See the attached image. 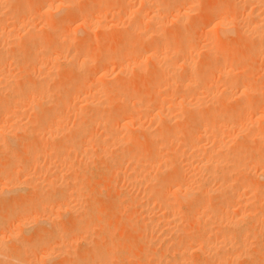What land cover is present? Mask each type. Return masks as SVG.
I'll use <instances>...</instances> for the list:
<instances>
[{
	"label": "bare ground",
	"instance_id": "1",
	"mask_svg": "<svg viewBox=\"0 0 264 264\" xmlns=\"http://www.w3.org/2000/svg\"><path fill=\"white\" fill-rule=\"evenodd\" d=\"M24 1H27V0H0V149L1 150L3 149L2 150L3 151L2 155L7 150L9 151L10 148H11V150H13L12 146H10V148L8 147L7 137L11 138L14 135L15 136L17 135L16 138H18L19 140H21V138H22V140H23V138H24V140H26L28 138H29V140H31V137H32L31 135H33V137L35 136L34 140H36V137H38L40 140H44V139H41V137H42V138L49 139L47 144H49V142L51 141L52 145L51 146L47 145L49 148L47 147L48 151L47 150H45V151L47 152V154L49 153L48 155L53 156L52 158H55V160L50 165L51 166H55V167H52V169L59 168V170H57V172H56L57 175L60 174L61 168H62V170L64 169L63 167H67V166L70 167L71 165H72V169H73V167H75L73 165V162L70 161L72 159V157H70L71 159L68 160V155H69L70 151H72L71 153H75L76 152L77 154H79L78 157L82 158L83 160L86 159L87 156H90V154L92 153V150L97 151V153L101 157H104L106 159L105 162L106 161L108 162L109 165H107V167H105L104 165L103 166L105 167V169H107V174L110 173V175L111 174L112 175L113 174L114 175L115 174H119V175L122 174L121 165L122 164L124 165V162L127 161V164H130L129 167H131L130 170H132V171H130L131 173L130 172L127 173V170H129V168L125 169L126 170V175H128V174L129 175L125 176L123 180H125L127 178V180L129 182H126L127 181L126 180L125 181L126 183H128L130 186H132L131 183H133L134 185H136V186L141 188V191H139V192H142V193L147 195V198H148L147 201H146L147 204H146V202H144L146 204V206L150 209V210L148 209L147 211H151L152 212L153 210L159 208V210L163 209L166 212L167 211L170 212V210H180V212H182L181 210L184 208L183 211L184 210L188 211L186 214H190L189 217L194 221L193 223H197L196 226L199 225V227L203 228V227H206V226L209 227V225H214L213 227H216L218 229H220V228L222 229L223 228V232L225 230L230 231L231 232V233L229 232L230 235L227 234L228 231L224 232L225 235L226 234L228 235V236L226 235L227 236L226 239L224 238L225 241L227 239H229L228 243H229V241H230V243L232 242L231 239L232 240L239 239L240 242H241V239H244V240L248 239V241H249V237L248 236L251 233L248 231V226L249 225L247 226L246 223L250 219V217H252V215H253V214H251V216H250L249 215L250 212L249 213L247 212L248 210L251 209V207H254V206H251V205H253V203L251 204V201H252L253 198H255V199L260 198V199H257V200H259L264 205V103L262 102L263 100L260 101L261 103L258 102V98L261 99L260 98L261 96L258 95L259 92H257L256 90H253L248 85V83L246 82L247 79L245 80V78H244L246 76H244L243 73L240 72V70L238 68L232 67V66H228L229 63L226 62L227 60H225V61L222 60V62H218V59L215 60V62L212 60L213 58H216L217 54H222L223 56H224V54H226L225 53L226 52V48H224L225 46H223L221 44L222 43V39L221 38H217V39L211 38V39H213V40H211L209 38L211 40L210 45L208 47L206 46L207 48H205V51H203V52H205V54L202 53V55H206V59H205V56H203L204 60L200 59V60H202L201 61L202 63L200 62L201 64L198 63L200 65H197L196 62L193 61V59H194L193 55H194L195 50L192 49L191 46H190L191 49L188 48L189 43H188V45H186V42H188V38H186V40H185L184 36H183L185 34H184V32L181 31V30H183V28H185L183 26V24L185 25V23H183V22H186V21H184V19H186L185 17L188 16V14H187L188 10H186L185 7H184L185 3L181 2L180 0H130L131 4L133 3V4H137L138 5L139 12L138 11H134V9H133V11L135 13L133 11L127 13L126 18H125V22H124L125 24H121V25L118 24V25L110 26V28L113 29V30H116V31L118 30L117 32H119V31L123 32V34L125 36L123 34H120L121 36H120L119 39H121V37L123 35L122 38L124 40H122V41H126V42H123L124 45L126 43L128 44V42L131 40V38L134 35H138L139 39H141V40L142 39L147 40L146 42H148V40H150V39H147V38H151L154 41V45L152 43L153 46L147 51L146 57H144L143 59L142 58L139 59L140 57L139 58L137 57V60L139 59L140 61L139 62L137 61L136 63L133 62L134 64L132 63V66L129 65L132 61L128 64V66L126 65L127 63L125 64V62L123 61L124 65H126L127 67L123 66L125 69L124 70L120 69L121 71H119L118 73H120L119 75H121L122 73H124V72L126 73V72H128L130 70L131 71L132 70L133 71H137L140 74H141L142 71L148 73V71H145V68H150L151 72L149 71V74H147L148 75L147 79L150 80L149 81L150 83L151 82L153 83V84H151L152 85L151 89H152L153 93L155 94V91H157V90H155V88L158 89V90L162 88V89L165 90L164 91V95L167 96L168 98H165V99H162V100L160 98V101H158L160 103V107L152 109L153 107H157L158 105L151 107L150 106V105H152L151 103L150 104H146V102H142L143 104L145 103V105H143V104L140 103L141 100L138 101L139 99L138 100L137 99L135 100V98L132 99V96H134V94L136 95V93L132 94L133 91H132V93H127L124 90V87H123L124 85H122L121 83H119V84L113 83L112 85H105L104 84L105 82L104 83L101 82V83H103V85L100 84L98 86L99 89L97 90V94L95 93V96H94V98H96V99H91L90 100V98L88 99L87 97H86L87 98L86 100L84 99L85 100L84 103H86L87 106H88L87 108L85 107L86 110H84L82 108L80 109L79 107H78L79 109L74 108V110H76V113L75 114L73 113V114L77 117V119H76L77 121L74 122L72 124V126L69 127V126L66 125V123L64 121V118H66V117L63 115L64 113L62 114V112H61L62 109L60 110V106L63 107V105H65L66 103L68 104V102H66V100H64V99L65 98H70V97H66V96L63 95V92H64V91H62V87L63 86H59L57 84L56 87H58V88H54L52 86L54 88V89H52L50 87V85H49V81L52 79V77L56 76L57 73H58V72L55 73V70L57 71V69H59V67H60L59 66L60 65L59 64L60 61L58 60V58H53L52 55H51L52 53H51V50H50V46L53 47V51L55 50V48L57 49V46H58V48H60L61 52L59 53V55H61V57H63V62H65L66 67H68V70L67 69L64 70V72L66 71L64 73L65 74L64 76H66V78L68 80H70L73 77H74L73 79H75V80L78 79L79 80L81 78V76L84 77L83 74L88 73L89 70L92 71V69H93V71H94V69L96 70V69H100L101 68V70H102V68H106L104 64L108 65V63H107L108 60H105V58H106L105 56L104 57L100 56L101 58L99 57L98 60H96V61L95 60L94 61H92V60H90V61L82 60L81 62H78V59L75 60L77 57L74 59L75 55L73 57L72 54L74 52H75V54H77L78 51L81 52V50L83 52V50L87 47L88 44L86 43L87 45H85V47H84V45L82 43L78 42L80 45L77 44L75 46V44H76L75 43V44H73L75 47L72 48L73 45H71V43H74V41L71 42V39L73 37L70 39V37L69 38L67 37L68 35L65 36L66 33L64 31H63L65 33L64 36L62 35L61 32H62V29H63L64 25L68 23L66 21L71 20V17H73L72 19H75L74 18V14H76L77 12L79 13V11H78V9L76 7V3H78L76 0H35V2H34V4H36L35 6L33 4H30V5H33L32 6V9L34 8L33 10H35L36 12L42 13L41 16L44 15L43 13H47L48 14L50 12L51 13L55 12V14L59 15V16L61 15V13L62 14L65 13L63 15L64 17L60 16L62 18H60L59 21H51V22L49 21L50 23L44 25L45 29H43V30L45 31V34H42V32H44L43 30L40 31V32H37L36 31L37 29L35 30L34 28L33 29L32 28H28V25L26 23L28 21L25 20V18H27V17H25L24 12L26 10H28V9H26V7H27L26 5H29V4H27V2H29V1L25 2L26 4L24 3ZM32 1L33 0H31V2ZM98 1H100V0H98ZM162 1H163V3H162ZM257 1L258 0H244L243 4L246 3L247 5H252V4H255V3H258V2L260 3V1H262V0H259L258 2ZM175 2L176 3L180 2V4H182V5L178 4V6L175 9V7H172V6L176 5ZM128 3H130V2H128ZM131 4H128L129 8H131L130 7V6H132ZM154 4H156V5L159 4L161 6L160 8H163V9L164 8L165 9L168 8L169 11L170 10L172 11V12L170 11V13H168L165 18L166 19H170V21H172L174 24H176L178 29H179V31H180L179 38L177 37L178 38V40L176 41L177 43L175 42V44H178L176 47H174L175 46V44L173 43L174 39H172L173 41L170 42V40H171L170 36H168L169 38L167 39V36L165 38L164 35L162 34L163 33V29L165 31L169 30V29L166 30L167 27H166V29L164 28V19L165 18L162 17V14L159 13V12H157V13H147L148 12L147 10L150 9L151 6L154 5ZM187 4H189V3H187ZM126 5L127 4H125L123 7L125 8ZM245 7H248V6H245V4H244V8L243 9H245ZM249 7L250 8L248 10H246L247 11L246 14L244 16H242V17H245L244 21L243 22H237V24H236L237 27L235 28V31L238 32V34H241V35H244V36H248V37H250L252 39H255L254 40L255 41V45H257V46L259 45L258 47L260 49L261 48L264 49V40H263L264 39V12H258L257 9L252 8V6H249ZM172 8H174L173 9L174 11L172 10ZM255 8H257V7H255ZM29 9L31 10V6H30ZM141 9H143V11H144V9H146L145 11H147V12L145 13ZM232 9H233V6H232ZM84 11L85 10L80 11V12H84ZM140 11H142L143 14ZM131 13L133 15L135 14L134 16H135L136 21H135V19H134V21L130 20V17L132 16ZM144 13H145V15H144ZM26 14H27V12H26ZM238 14H241V13H238ZM36 15H37V13H36ZM56 15H54V16H56ZM77 15H75V17ZM78 16H80V15H78ZM48 18H49V16H48ZM200 18L201 17H199V19ZM20 19L23 21V23H24V21H26L25 24L27 25L26 27L28 29L26 31L22 30L24 32V34L22 32L21 35L22 34L23 35L20 36L22 38V40L20 41V45H21L20 48H21L22 53H23L20 56L24 57L23 64L25 63L24 65H26L25 66L26 69H24V70L26 72L25 73L26 75L27 74L30 75V76H28V77H30L29 79H26V78L24 79L23 77L15 79L16 77H13L11 71L9 70L10 65H13L12 62H14V60H15L12 57L13 56L12 54H14L12 52L16 51V50H14V48H16V45H17V48H19V46H18L19 42L17 40H15V38H14L15 36H17V37L19 36V34H17L19 29L16 30L17 28L16 29L14 28L15 31H13L14 29L12 28L13 30H10V31L6 32V26L9 25V24H12V23H14V24L16 23V25H14V27H15V26L18 25V22L20 21ZM28 19H30V18L28 17ZM57 19H59V18H57ZM37 20H39V19H37ZM233 20H234V18H233ZM241 20H243V19H241ZM85 21H87V20H85ZM231 21H232V19H231ZM192 22H195V21H192ZM45 23H47V22L45 21ZM84 23H87V22H84ZM196 24H197V22H196ZM165 26H166V22H165ZM23 27L22 28L25 29V26H23ZM40 27H43V26H40ZM100 27H102V26H100ZM100 27H99V29H100ZM192 27L194 28L193 25H192ZM64 29H66V27H64ZM143 29H148V30H146V32L144 33ZM198 29H200V28H198ZM38 30H39V28H38ZM69 32H67V33H69ZM193 32H195V31H193ZM70 35L73 36L74 34L70 33ZM234 35H232V36H234ZM171 37H173V36H171ZM223 37L226 38V37H229V36L227 35V36H223ZM189 38H191L190 35H189ZM233 39H236V38H233ZM260 40L261 41L263 40V42L261 43ZM16 41H17V43H16ZM239 41H240V39H239ZM242 42L243 41L241 40V43ZM14 43L16 44L15 46L13 45ZM110 43H111V41H110ZM114 43L116 44V41ZM131 43H132V41H131ZM171 43L174 44V45H172ZM226 43H228V42H226ZM81 44L83 46H81ZM147 44H149V43H147ZM132 46H133V44H132ZM257 46H255V47H257ZM113 47H114V45H113ZM234 47H235V45H234ZM102 48H103V46H102ZM254 48L252 49V50H254L253 53L256 52L254 54L257 55L258 48H257V50L254 49ZM89 49H90V47H89ZM121 49H120V51H121ZM128 49H129V46H128ZM135 49H136V47H135ZM70 50H71V52H70ZM249 50H251V48ZM23 51L25 52L26 55H24ZM102 51H105V49H103ZM136 51H137V49H136ZM263 51L264 50H262L261 52H263ZM116 52H118V51H116ZM261 52H260V54H261ZM55 53H58V52H55ZM106 54H107V51H106ZM56 55H58V54H56ZM107 56H109V55H107ZM120 56L121 55H119L118 58ZM138 56H139V54H138ZM211 56H213L212 59H210ZM17 57H18V59L21 58V57L19 58V55H17ZM124 57H126V56H124ZM217 58H219V57H217ZM12 59H13V61H11ZM18 59L16 58V61ZM106 59H109V58H106ZM111 59H113V57ZM111 59H110V61H112ZM115 59H116V56H115ZM126 59L128 60V58H126ZM10 61H11V64H10ZM19 61H21V60H19ZM14 63H16V62H14ZM16 67H17V64H16ZM21 67H24V66H21ZM11 69H13V68H11ZM24 70H22V72ZM59 71H60V69H59ZM93 71H92V73H94ZM98 71L96 73H98ZM131 71H130V73H131ZM12 72H14V71H12ZM25 74H24V77H25ZM59 74H60V72H59ZM86 75L87 74H85V76ZM89 75H92V74H89ZM128 75L130 76V74H128ZM215 75L218 78L220 77L219 78L220 81H221L220 83L223 84V85H220V86H223V87H222L221 91L219 90L220 93L218 92V94L215 93L217 89H215V88L210 89L209 88V85L212 84L213 80L215 79ZM99 76L103 77L105 75L101 76V74L99 72ZM95 77H97V76H95ZM123 77H124V75H123ZM87 78H89V77H87ZM89 79H92V78H89ZM61 80H63V79L61 78ZM78 80L75 81V82H78ZM99 80H101V78ZM53 81H50V82H53ZM82 81H84V80H82V79L79 80L78 84H80V85L82 84L81 86L83 87V82ZM54 82L56 83L58 81H54ZM71 82L72 81L70 80L69 83L71 84ZM58 83H63V82H60V80H59ZM65 83H66V81H65ZM125 84H127V83H125ZM130 84H131V82H130ZM63 85H64V83H63ZM132 85H134V83ZM72 86L77 87V84H75L73 82ZM81 86H78V87H81ZM84 86H85V82H84ZM78 87L76 88V90L78 89ZM90 88H91V86H90ZM94 88L95 87H93V89ZM68 89L70 90V88H68ZM86 89H84V90H86ZM235 90H237V91L239 90V93H240V96H241V99H240L241 102L239 100H237V101L240 102L238 104V106L229 108V106L227 105L228 106L227 107L225 103L227 102L228 99H231L230 97L234 93L237 92V91L235 92ZM74 91H75V88H74ZM152 91H150V92L153 95ZM78 92H77V94H78ZM80 92H81V90H80ZM65 93H66L65 95H67V96H68V94H70V92L69 93L65 92ZM111 93L112 94L113 93H115V94L118 93V95H117L118 97L116 99V102H118V104H119V109L114 107L117 104L114 105L110 101L111 99L113 100L114 96L112 98L109 97L111 99L108 98L109 94H111ZM156 93L157 94H155L154 98H153L154 100L157 99L156 95L158 97H160L159 95H162L158 91ZM262 93H264V92H262ZM93 94H94V92H93ZM137 96H138V93H137ZM169 96L171 98H169ZM256 96L257 97L259 96V97L256 98ZM59 97H60V99H59ZM91 97H93L92 94H91ZM147 97H149V96H147ZM262 97H263V95H262ZM137 98H140V96L137 97ZM233 98H235V97H233ZM168 99H169V103L171 105L166 106V104H167L166 100L168 101ZM154 100L151 101V102L154 103V104L156 102V104H158V102L154 101ZM158 100H159V98H158ZM62 101L66 102V103L65 104L63 103V105H62ZM67 101H69V99ZM108 101H109V103L113 104L114 108L112 107V105H110V107H109L111 109L108 108V104H109ZM148 101H150V99H148ZM73 102L74 101H72V103ZM116 102L114 101V103H116ZM147 103H149V102H147ZM70 104H68V105L70 106ZM148 106L151 108V111L148 110L149 109ZM231 106H233V105H231ZM135 113L144 116L145 119H146V117H148V119L150 118L149 119L150 126H148V127H144L143 125L141 126L140 124L142 122L141 123L138 122L139 125L141 126V129H139L140 127L139 128L137 127L138 131H140V133L143 131L142 132L143 136L142 135L141 136L143 137V139H145L143 141H145V143L147 145L146 150L144 152L142 151L143 153L141 152V154H139L138 151H135L137 148L133 149V148L130 147L131 145L138 147L141 144L140 141H139L140 138L138 139L139 136L137 138H134L135 136L133 137V135L130 133V130H129V127L131 125H129L128 123H125V122L123 123V121H122L123 119H121L122 117H125L126 114H128V115L130 114L131 116H135ZM23 115L29 116L30 119L32 118V120H29V121H30V123L33 122L32 124H34V126H36V127L30 130L28 126L20 124L21 122H16L13 119L14 117L16 119V116H17V118L20 119V117H18V116H23ZM139 115H138V117H139ZM249 115H251L252 117L249 116ZM24 118H21V119H24ZM130 118H133V117H130ZM182 118L184 120V121L182 120L183 124H178V123L174 124L173 123L174 119H176V120L179 119V121H180V119H182ZM233 118L237 119L238 123H235V124H233L234 122L230 123L229 120H233ZM25 119H27V118H25ZM115 119H117V120H115ZM112 120H115V121L119 120L118 123H117V126H119V128L121 130V133H120L121 135H119V133L117 131H115L113 124H116V122L114 123ZM26 121H28V120H26ZM182 121H180V122L182 123ZM226 121H228V122L226 123ZM134 122H135V120H134ZM130 123H132V122H130ZM250 123L252 125L254 124V128L249 125ZM151 126H153L154 128H152ZM255 126H257V127H255ZM130 129H131V127H130ZM11 131H12V133H11ZM96 131H97V133H95ZM132 132H133V130H132ZM229 132H231L230 133L231 135H232L233 132L235 134L232 135L233 138L230 135L231 139L228 140V138L227 139L225 138L226 139L225 140L223 135L225 133H229ZM8 133H11L12 135L9 136L10 134L8 135ZM19 133L21 134V136H19ZM15 136H14V139H15ZM5 138H6V141H5ZM12 140H13V138H12ZM19 140L17 142L19 144H17V145H20V143L22 142V141L20 142ZM40 140H39V142H40ZM26 141H28V140H26ZM31 141H29L28 144H26L23 141L22 142L23 146H24V144H25L24 147H28L29 144L31 146ZM44 141H43V143H44ZM205 141H211L213 143V145L210 148L209 147L207 148L204 145V143H203ZM32 142H34V141H32ZM35 142L38 143L37 140ZM6 143H7V145H6ZM45 143H46V141H45ZM252 146L255 149L253 151H255V153L257 154V158L256 159H255L256 156H254L255 154L253 155V157H250L251 152H252V154L254 153L252 151V148H251ZM6 147L9 148V149L4 151L6 149ZM29 148L30 147H28V149ZM36 148H38L37 145L35 146V149ZM24 149H27V148H24ZM39 149L42 150L40 152H43L42 154L44 155L45 154L44 149H46V148L44 147V149H43L39 145ZM169 149L171 150L170 151L171 155L170 156L165 155L164 152L166 150H169ZM95 151H94V154H97ZM10 152L12 153L13 151H10ZM15 152H14V154L6 152L7 154H4V155H8V157H9V154H11L10 156H11V160H12V157L14 158ZM24 152H25V150H24ZM29 152L26 150L25 153L28 154ZM31 152H32V150H31ZM33 152H34V149H33ZM67 152H68V154H66ZM32 154L33 155L31 156L30 160H32L33 162L36 161L35 163H39L40 162V161L38 162L39 156L37 155L38 151H37V153L35 152V154L34 153H32ZM45 155H44V157H45ZM145 155H147V157ZM92 156H94V155L92 154ZM92 156L88 157V158L90 159V158H92ZM96 156H94V157H96ZM100 156H99V158H100ZM6 158H7V156H6ZM28 158H27V160H28ZM47 158H49V157H47ZM248 158H250V160L252 161V162L250 161V163H254L255 162V164H254L255 166L253 168L249 167L251 164L249 165ZM252 158H254V160H255L254 162H253ZM96 159H95V161H96ZM43 160H45V159H43ZM50 160H51V158H50ZM91 160L92 159H90V161ZM8 164H9V162H8ZM125 164H126V162H125ZM50 165H48V166H50ZM85 165H86V163H85ZM125 166L126 165H124V167ZM104 167H103V169H104ZM255 168H257V169L260 168L261 169V172L258 174V177L260 179L263 178L262 179L263 182L260 183V181H261L260 180V181H257V183L254 186L252 184H251L252 186L245 185L247 187L246 190L241 191L243 189L242 186H244L241 183L244 182L243 184H245L244 178H242V177H244L243 175H245V176H246V174L249 175L250 173H252L253 169H255ZM4 169H5V167H4ZM43 169H44V167H43ZM48 169H51V167L48 168ZM68 170H71V167ZM77 170H79V169H77ZM125 170L123 168V171H125ZM79 172H80V170H79ZM5 173H7V172L5 171ZM74 173H75V171H74ZM39 174H41V173H39ZM53 174H55V173H53ZM62 174H64V171H63ZM78 174L79 173L77 172V175ZM90 174H92V173H90ZM48 175H50V174H48ZM70 175H71V172H70ZM80 175H82V174H80ZM80 175H78V176H80ZM104 175H105V173H104ZM108 176H109V174H108ZM7 177H10V175L7 176ZM83 177H85V176H83ZM253 177H255V176H253ZM73 178H71V180H74ZM9 179H12V178H9ZM53 179H55V180L58 179L59 180V178H57V176H55ZM53 179H52V181H53ZM0 180H1V178H0ZM60 181H61V178L59 180V183H60ZM130 181H131V183H130ZM210 181H212L211 182L212 185H214L213 184V182H214L215 186L209 185V184H211ZM46 182H48V181H46ZM204 182H207V183L205 184ZM126 183H124V184H126ZM239 184H241V186ZM37 185H39V184L37 183ZM30 186L32 187L33 185H30ZM51 186H52V184H51ZM66 186H68V185H66ZM71 186H74V185H71ZM52 187L54 188L55 186H52ZM58 187H59V185H58ZM140 188L138 190H140ZM61 189L64 192V189L63 188H61ZM69 189H70V187H69ZM56 190L58 191V189H56ZM9 192H11V191H9ZM74 194H75V192H74ZM69 195H70V193H69ZM30 196H32V195H30ZM12 201L15 202V200H12ZM137 201L138 200H136V202ZM60 202H57V205H58V203L60 204ZM235 202H237V203H235ZM22 203H24V202H22ZM234 203L238 204V206L242 207V208L239 209V211H236L237 213L232 210L233 205L235 206ZM24 205L25 204H23V206ZM146 206H145V208H146ZM116 207H117V205H116ZM70 209H71V207H70ZM126 210H128V209H126ZM77 211H79V210H77ZM36 212H38V211H36ZM58 212H57V215H58ZM83 212H85V211H83ZM87 213H89V212H87ZM36 214H38V213H36ZM131 214H132V211H131ZM151 216H153V215H151ZM179 218H181V217H179ZM190 218H189V220H190ZM255 220H256V217H255ZM142 221H144V219ZM165 222H166V220H165ZM174 222H176V221H174ZM17 224H19V223H17ZM170 224L171 223H169V225ZM164 225H165V223H164ZM171 225L173 226V224H171ZM201 225H203V226H201ZM142 226H143V224H142ZM176 227H177V225H176ZM182 227H184V226L182 225L181 228ZM211 227L212 226H210L209 228L206 227L205 229L203 228V230L210 229ZM171 229H172V227H171ZM191 229L192 228H190V230ZM197 229L199 230L198 227H197ZM221 229H220V231H221V233H223ZM84 230H87V229H84ZM173 230H175V229H173ZM212 230H210V235H211V231ZM182 231H181V233H183ZM21 232H23V231H21ZM16 233H17V230H16ZM146 233H148V232H146ZM184 233H188V232L184 231ZM189 234H190V231H189ZM155 235H157V234H155ZM176 235H177V233H176ZM221 235H223V234H220V232H219L217 236H221ZM70 236L72 237V235H70ZM0 237H1V235H0ZM21 237H23V236H21ZM152 237H153V235H152ZM207 237L209 238V235ZM222 237H224V235ZM13 238H15V237H13ZM39 238H41V237H39ZM208 238L206 239L203 236L201 239H205V242H206V240H209L212 237H210L209 239ZM215 238H216V236H215ZM149 239H151V238H149ZM219 239L221 241L223 238L221 239V237H220ZM146 240H148V239H146ZM212 240L213 239H211V241ZM157 242H156V244H157ZM199 242L201 243L202 241H199ZM199 242H197V243H199ZM29 243H31V242L29 241ZM222 243H221V245H223L224 247L227 245V244L224 245L225 244L224 240H222ZM234 243H236V241H234ZM238 243H239V241H238ZM181 244H180V247H181ZM243 244H244V242H243ZM51 245L53 246V244H50V246ZM133 245H134V243H133ZM178 245H179V243H178ZM237 245H239V244H237ZM244 245H243V247H244ZM0 246L3 247L4 245L3 246L0 245ZM172 246H168V247H172ZM159 247H160V245H159ZM199 247H201V246H199ZM202 247H203V244H202ZM218 247H219V245H218ZM226 247H228V246H226ZM229 247H231V246H229ZM248 247H250V246L248 245ZM48 248H50V247H48ZM109 248L111 250V247H109ZM175 248L176 247H174V251H175ZM184 248H186V246ZM235 248H237V247H235ZM181 249H182V247H181ZM89 250H91V249H89ZM110 250H109V252H110ZM216 250H217V247H216ZM222 250H223V252H222V255H223V253L226 250L225 249H222ZM24 251H26V250H24ZM29 251H31V250H29ZM163 251H165V250H163ZM111 252H112V250H111ZM179 252H180V250H179ZM184 252H186V251H184ZM217 252H219V251H217ZM228 252H230V251H228ZM202 253H203V251H202ZM4 254H5L4 251L0 248V258L2 257L4 259V256H5ZM100 254H101V252H100ZM226 254H229V253H226ZM34 255L35 254L30 255V257L34 256ZM232 255H231V257H232ZM111 256H112V254H111ZM183 256L184 255H182V257ZM223 256H225V255H223ZM184 257H183V259H184ZM245 257H247V256H245ZM219 258L222 259V257H219ZM89 259H90V257H89ZM115 259H116V257H115ZM261 259H262V257H261ZM68 260H70V259H68ZM94 260H96V258ZM164 260H165V258H164ZM235 260H234V262H235ZM90 261H92V259ZM75 262H76V260H75ZM172 262H174V261H172ZM182 262H183V260H182ZM239 262H241V261H239ZM199 263L201 264V262H199ZM0 264H12V263H10L7 260L0 259ZM175 264H177V263H175Z\"/></svg>",
	"mask_w": 264,
	"mask_h": 264
},
{
	"label": "rangeland",
	"instance_id": "2",
	"mask_svg": "<svg viewBox=\"0 0 264 264\" xmlns=\"http://www.w3.org/2000/svg\"><path fill=\"white\" fill-rule=\"evenodd\" d=\"M29 1V2H27ZM27 1H24L27 2V4H33L34 6L36 4H34L35 0H33L31 2V0H27ZM78 3H76V7L79 11V13L77 12L76 14H74V18L75 19H72L73 17H71V20L69 21H66L68 22L67 24L64 25V27H66V29H62V35L64 36L65 33L68 38L70 37L71 39V42L74 41V43H71V45L75 44V46L77 44H79L78 42L82 43L85 47V45H87V47L83 50L78 51L77 54H75V52L72 54L74 59L77 60L78 59V62H81L82 60H92V61H96L98 60V58L100 56L102 57H106V58H109V59H106L105 60H108L107 63L108 65L104 64L106 68H101L100 69H92V71L94 73H92L91 70L88 71V73H85L87 74L84 77L81 76V78L79 80H84L82 81L83 82V87L78 84V82H75L77 80L71 78L70 80L72 81L71 84L69 83L70 80H68L66 78V76H64L65 72L64 70H68V67H66L65 65V62H63V57H61V55H59V53L61 52L60 48H58L57 46V49L55 48V50L53 51V47L50 46V50H51V55L53 58H58V60L60 61L59 62V69H57V71L55 70V73H57L56 76L52 77V79L50 81H58L60 80V82H63V83H58V82H50L49 81V85L52 89L54 88H58L56 87V85L58 84L59 86H63L62 87V91L63 92V95L66 96V97H70V98H65L64 100H66V102H68V104H70V106L66 103V102H63L62 101V105L63 103L66 105H63L60 106V110L62 112V114L66 117L64 118V121L66 123L67 126H72V124L74 122H76L77 120V117L74 115L76 113V110H74V108L76 109H84L86 110V108L88 107L86 103H84V101L88 98L91 99H96L94 98L95 96V93L97 94V90L99 89V85H103V83L105 85H112L113 83L115 84H119L121 83L122 85H124V90L127 92V93H136V95L134 94V96H132V99L135 98V100L139 99L138 101H140L141 104H143L142 102H146V104H152L150 105L151 107L152 106H157V107H153L152 109L154 108H158L160 107V103L158 101H160V98L161 100L162 99H165V98H168L167 96L164 95V89H156L158 92H160V94L162 95H159L160 97H157V99H153L154 98V95L157 94L155 91V94L153 93L152 91V85L153 84L152 82L150 83L147 78H148V75L149 74V71L151 72L150 68H145V71H148V73L142 71L141 74L137 71H128V72H124L122 73L121 75H119L120 73H118L119 71L121 70H124L125 68L124 67H127L128 64L132 66V63L133 62H139L140 60L139 59H143L144 57H146V53L147 51L154 45V41L153 39L151 38H147V39H150L148 40V42H146L147 40H144V39H139L138 35H134L131 40L128 42V44L126 43L124 45L123 42H126V41H122L124 40L122 37H123V32L119 31L117 32L116 30H113L110 28V26H114V25H121V24H125V18H126V15L128 12H131L133 11H138L139 12V7L137 4H131V1L130 0H76ZM109 1V2H108ZM124 1V2H123ZM130 3H128V2ZM181 2L185 3L184 4V7L186 10H188L187 14H188V18L185 17L186 19H184V21L186 22H183L185 23V25L183 24V26L185 28H183V30H181L182 32H184L185 35L184 36V39L186 40V38H188V42H186V45H188L189 43V46L188 48H191L195 50L194 52V55H193V61L196 62L197 65H200L202 62V60H204V57L205 56V59H206V55H202L205 54V48H207L209 45H210V42L211 38H221L222 39V45L225 46L224 48H226V54H224V56L222 54H217L216 55V58H213V56L210 57V59H212L214 62L215 60L218 59V62H222L227 60L226 62L229 63L228 66H232V67H236L240 70V72L243 73L245 80L246 82L248 83V85L253 89V90H256L258 93V95H260L261 99H259L257 96L256 98H258V102L262 101L264 103V51L261 52L262 50L264 49H260L257 45H255V39H252L248 36H244V35H241V34H238V32H233L232 34H229L228 36L229 37H226L224 38L223 36L220 35V27L217 26L215 27L212 31H209L208 29L206 28H203L201 27V22L203 21V18L204 16L206 15L207 13V10L206 8H203V7H200L201 5H206V4H209V3H216L218 2V0H180ZM232 1V2H231ZM237 1V2H236ZM243 1L244 0H227V3H229L231 6H230V9L228 10L227 12V16L229 17L228 19H232V21H236L235 23L237 24V22H243L245 17H242L246 14V10H248L250 7L249 6H252V8L254 9H257L258 12H264V0L260 1V3H255V4H252V5H247L246 3L245 6H248V7H245L244 8V4H243ZM99 2V3H98ZM127 2V3H126ZM101 3V4H100ZM163 3V1H162ZM176 3V2H175ZM189 3V4H187ZM26 4V3H25ZM79 4V5H78ZM97 4V5H96ZM125 4L126 5V9L123 7ZM128 4H131L132 6H130L131 8H129ZM179 5H182L180 4V2H177L176 5L172 6V7H176ZM261 4V5H260ZM29 5H26V9L28 10H24V15L25 17V20L28 21H23L20 19V21L18 22V25L14 27V25H16V23H12V24H9L6 26V32L7 31H10V30H13L14 28L16 30L19 29L18 33L19 36H15V40H17L19 43H18V46L19 48L21 47L20 45V41L22 40V38L20 36H22L24 34V30H28L27 29V25H28V28H34L37 32H40L42 31L43 29H45L44 25L50 23L51 21H59L60 16H63L65 13H61V15H56L55 12H50V13H43L44 15L41 16L42 13L40 12H36L35 10L32 9V6L33 5H30L31 6V10L29 9L30 6ZM85 7H83V6ZM103 5V6H102ZM173 5V4H172ZM191 5V6H190ZM106 6V7H105ZM232 6H233V9H232ZM99 9H98V8ZM161 6L159 4H154L151 6L150 9H148L147 11H145L146 9H141L143 12H147V13H161L162 14V17H166L168 13H170L169 9H163V8H160ZM257 7V8H255ZM82 9V10H81ZM129 11H128V10ZM162 9V10H161ZM174 8H172L173 10ZM263 9V10H262ZM85 10L84 12H80V11H83ZM98 10V11H97ZM192 10V11H191ZM242 10V11H241ZM123 11V12H122ZM133 11V12H134ZM140 11V12H142ZM151 11V12H150ZM174 11V10H173ZM233 11V12H232ZM236 11V12H235ZM27 12V14H26ZM34 12V13H33ZM37 15H36V13ZM86 12V13H85ZM142 12V14H143ZM172 12V11H171ZM235 12V13H234ZM40 13V14H39ZM124 13V14H123ZM135 13V12H134ZM137 13V12H136ZM144 13V15H145ZM238 13H241V14H238ZM243 13V14H242ZM80 16H78V15ZM84 14V15H83ZM86 14V15H85ZM88 14V15H87ZM130 14V13H129ZM34 15V16H33ZM56 15V16H54ZM75 15H77L75 17ZM82 15V16H81ZM131 17H130V20L131 21H134L135 19V14L133 15L131 13ZM241 15V16H240ZM49 16V18H48ZM59 16V17H58ZM84 16V17H83ZM134 16V17H133ZM234 16V17H233ZM238 16V17H237ZM28 17L30 19H28ZM43 17V18H42ZM54 17V18H53ZM64 17V16H63ZM86 17V18H85ZM199 17H201L199 19ZM232 17V18H231ZM236 17V18H235ZM242 17V18H241ZM42 18V19H41ZM56 18V19H55ZM59 18V19H57ZM234 18V20H233ZM39 19V20H37ZM48 19V20H47ZM78 19V20H77ZM198 19V20H197ZM243 19V20H241ZM37 20V21H36ZM87 20V21H85ZM168 20V21H167ZM197 20V21H196ZM45 21L47 23H45ZM50 21V22H49ZM71 21V22H70ZM96 21V22H95ZM136 21V19H135ZM192 21H195V22H192ZM25 22L27 23V25L25 24ZM70 22V23H69ZM80 22V23H79ZM84 22H87V23H84ZM98 22V23H97ZM165 22H166V26H165ZM191 24H190V23ZM197 22V24H196ZM199 22V23H198ZM43 23V24H42ZM32 24V25H31ZM35 25V26H34ZM93 25V26H92ZM191 25V26H190ZM192 25L194 26V28L192 27ZM198 25V26H197ZM13 26V27H12ZM25 26V29H23ZM40 26H43V27H40ZM87 26V27H86ZM102 26V27H100ZM23 27V28H22ZM70 27V28H69ZM100 27V29H99ZM167 27V29H166ZM172 27V28H171ZM237 27V25H236ZM235 27V28H236ZM13 28V29H12ZM39 28V30H38ZM42 28V29H41ZM69 28V29H68ZM102 28V29H101ZM164 28L168 31H165L163 29V35L164 37L166 38L167 36V39L169 38L168 36H170L171 40L170 42L173 41V43L175 44V42L178 40L179 38V35H180V31L177 27L176 24H174L172 21H170V19H164ZM200 28V29H198ZM15 29L13 31H15ZM171 29V30H170ZM193 29V30H192ZM23 30V31H22ZM146 30L148 29H143V32L145 33ZM197 30V31H196ZM44 31V30H43ZM65 33H64V32ZM70 31V32H69ZM76 31V32H75ZM101 31V32H100ZM195 31V32H193ZM23 32V34L21 35V33ZM69 32V33H67ZM71 34H74L73 36L70 35ZM42 34H45V31L42 32ZM83 34V35H82ZM120 34H123L121 39L120 38ZM183 34V33H182ZM188 34V35H187ZM196 34V35H195ZM104 35V36H103ZM175 35V36H174ZM189 35L191 36V38H189ZM194 37H193V36ZM234 35V36H232ZM237 35V36H236ZM77 36V37H76ZM90 36V37H89ZM103 36V37H102ZM125 36V35H124ZM173 36V37H171ZM213 36V37H212ZM20 37V38H19ZM176 37V38H175ZM178 37V38H177ZM236 38V39H233V38ZM76 40H75V39ZM83 38V39H82ZM87 40H86V39ZM89 38V39H88ZM104 38V39H103ZM194 38V39H193ZM211 40H210V39ZM109 39V40H108ZM176 39V40H175ZM183 39V40H184ZM230 39V40H229ZM233 39V40H232ZM240 39V41H239ZM89 40V41H88ZM113 40V41H112ZM184 40V41H185ZM225 40V41H224ZM241 40L243 41L241 43ZM264 40V39H263ZM263 40L261 41V43L263 42ZM16 41V43H17ZM86 41V42H85ZM96 41V42H95ZM111 41V43H110ZM116 41V44L114 43ZM122 43H121V42ZM132 41V43H131ZM208 43H207V42ZM254 41V42H253ZM259 41V42H260ZM146 42V43H145ZM195 42V43H194ZM225 42V43H224ZM228 42V43H226ZM245 42V43H244ZM258 42V41H257ZM45 43V42H44ZM87 43V44H86ZM93 43V44H92ZM110 43V44H109ZM149 43V44H147ZM151 43V44H150ZM153 43V45H152ZM177 43V42H176ZM185 43V42H184ZM192 45H191V44ZM199 43V44H198ZM81 44V46H83ZM90 44V45H89ZM102 44V45H101ZM133 44V46H132ZM172 44V43H171ZM172 44V45H174ZM231 46H230V45ZM257 44V43H256ZM14 46L16 45L15 43L13 44ZM46 45V44H45ZM80 45V44H79ZM78 45V46H79ZM101 45V46H100ZM114 45V47H113ZM118 45V46H117ZM127 45V46H126ZM178 44H175L174 47H176ZM235 45V47H234ZM12 46V45H11ZM73 45L72 48L75 47ZM77 46V47H78ZM80 46V47H81ZM103 46V48H102ZM122 46V47H121ZM128 46H129V49H128ZM137 49H135V47ZM195 46V47H194ZM205 46V47H204ZM207 46V47H206ZM248 46V47H247ZM257 46V47H255ZM13 47V46H12ZM90 47V49H89ZM108 49H107V48ZM110 47V48H109ZM202 47V48H201ZM255 47V48H254ZM11 48V47H10ZM17 48V45H16V48H14V50H16L15 52H12L14 54H12L13 56V59L14 62H12L13 65H10L9 67V70L11 71L13 77H16L15 79H18V78H21L23 77L24 79H29L30 75H26L25 73V70L26 69V65L23 64V59L24 57H21L20 55L23 54L22 53V50L21 48L19 49ZM122 48V49H121ZM139 48V49H138ZM190 48V49H191ZM228 48V49H227ZM230 48V49H229ZM238 48V49H237ZM247 48V49H246ZM251 48V50L254 48L257 50V55H255L253 51L254 50H249ZM103 49H105V51H102ZM121 49V51H120ZM204 49V50H203ZM246 49V50H245ZM109 50V51H108ZM118 52H116V51ZM230 50V51H229ZM233 50V51H232ZM248 50V51H247ZM260 50V51H259ZM94 53H92V52ZM98 51V52H97ZM106 51H107V54H106ZM141 53H139V52ZM24 52V51H23ZM55 52H58V53H55ZM71 52V50H70ZM138 52V53H137ZM261 52V54H260ZM99 53V54H98ZM103 53V54H102ZM116 53V54H115ZM121 53V54H120ZM197 53V54H196ZM263 53V54H262ZM58 54V55H56ZM89 54V55H88ZM114 54V55H113ZM121 55L119 58L118 56ZM139 54V56H138ZM196 54V55H195ZM260 54V55H259ZM17 55H19V58L17 57ZM24 55L25 52H24ZM23 55V56H24ZM109 55V56H107ZM136 55V56H135ZM255 55V56H254ZM263 55V56H262ZM55 56V57H54ZM60 56V57H59ZM115 56H116V59H115ZM126 56V57H124ZM128 56V57H127ZM197 56V57H196ZM201 56V57H200ZM253 56V57H252ZM259 56V57H258ZM113 57V59H111ZM137 57L139 58L137 60ZM196 57V58H195ZM219 57V58H217ZM221 57V58H220ZM16 58L18 59L16 61ZM93 58V59H92ZM96 58V59H95ZM101 58V57H100ZM123 58V59H122ZM125 58V59H124ZM128 58V60L126 59ZM225 58V59H224ZM13 59L11 61H13ZM110 59L112 61H110ZM118 59V60H117ZM120 59V60H119ZM202 59V60H200ZM255 59V60H254ZM21 60V61H19ZM117 60V61H116ZM11 61H10V64H11ZM125 64L127 65H124V62ZM128 61V62H127ZM22 62V63H21ZM63 62V63H62ZM120 62V63H119ZM123 62V63H122ZM201 62V63H200ZM106 63V62H105ZM110 63V64H109ZM200 63V64H198ZM16 64H17V67H16ZM19 64V65H18ZM23 64V65H22ZM134 64V63H133ZM21 66H24V67H21ZM122 66V67H121ZM124 66V67H123ZM19 67V68H18ZM13 68V69H11ZM62 69V70H61ZM105 69V70H104ZM117 69V70H116ZM121 69V70H120ZM147 69V70H146ZM149 69V70H148ZM22 70H24L22 72ZM99 70V71H98ZM101 70V71H100ZM14 71V72H12ZM19 71V72H18ZM98 71V73H96ZM18 72V73H17ZM60 72V74H59ZM99 72L102 75H105L103 77H100L99 76ZM103 74H102V73ZM110 72V73H109ZM74 73V72H73ZM144 73V74H143ZM146 73V74H145ZM24 74H25V77H24ZM81 74V75H82ZM89 74H92V75H89ZM130 74V76L128 75ZM143 74V75H142ZM21 75V76H20ZM23 75V76H22ZM79 75V74H78ZM124 75V77H123ZM147 75V76H146ZM92 76V77H91ZM97 76V77H95ZM119 76V77H118ZM128 76V77H127ZM145 76V77H144ZM89 77V78H92V79H89V78H86ZM122 77V78H121ZM127 77V78H126ZM61 78L63 80H61ZM79 78V77H78ZM85 78V79H84ZM101 78V80H99ZM125 78V79H124ZM134 80H133V79ZM218 77L215 75V79L213 80L212 84L209 85V88L210 89H217L215 93L218 94V92L220 93V91L222 90V87L223 86H220V85H223L222 83H220V77L217 79ZM69 81H67V80ZM150 79V78H149ZM66 83H65V81ZM91 80V81H90ZM98 80V81H97ZM94 81V82H93ZM134 81V82H133ZM68 82V83H67ZM73 82L75 84H77V87L78 86H81V87H78V89L76 90L77 87L75 86H72ZM84 82H85V86H84ZM98 82V83H97ZM103 82V83H101ZM131 82V84H130ZM134 85H132L133 83ZM96 83V84H95ZM127 83V84H125ZM66 84V85H65ZM68 84V85H67ZM92 84V85H91ZM94 84V85H93ZM54 88H53V87ZM91 86V88H90ZM134 86V87H133ZM144 88H143V87ZM149 86V87H148ZM65 87V88H64ZM67 87V88H66ZM75 88V91H74V88ZM85 87V88H84ZM93 87H95L93 89ZM98 87V88H97ZM70 88V90L68 89ZM73 88V89H72ZM87 88V89H86ZM67 89V90H66ZM86 89V90H84ZM92 89V90H91ZM133 89V90H132ZM214 89V90H215ZM81 90V92H80ZM94 90V91H93ZM220 90V91H219ZM74 91V92H73ZM79 91V92H78ZM147 91V92H146ZM153 93V95L151 94V92ZM237 90H235L236 92ZM65 92H70V94L65 95L66 93ZM72 92V93H71ZM78 92V94H77ZM94 92V94H93ZM146 92V93H145ZM150 92V93H149ZM80 93V94H79ZM137 93H138V96H137ZM239 93V90L234 93L230 98L231 99H228L227 102L225 103L226 106L228 105L229 108L230 107H237L238 104L241 102L240 99H241V96H240V93ZM91 94L93 97H91ZM112 94V93H111ZM109 94L108 98L109 97H113V100L111 98L110 101L111 103H113L114 107H116L117 109H119V104L118 102H116V99H117V95L118 93H113L112 95ZM152 96H151V95ZM263 97H262V95ZM111 95V96H110ZM239 95V96H238ZM116 96V97H115ZM140 98H137L139 97ZM149 96V97H147ZM162 96V97H161ZM82 97V98H81ZM87 97V98H86ZM146 97V98H145ZM152 97V98H151ZM235 97V98H233ZM73 98V99H72ZM159 98V100H158ZM169 98H171L169 96ZM60 99V97H59ZM69 99V101H67ZM85 99V100H84ZM108 99V100H109ZM144 101H143V100ZM148 99H150V101H148ZM157 101L158 104H155L152 103L151 101ZM191 100V99H190ZM235 100V101H234ZM239 100V101H237ZM256 100V99H255ZM72 101H74L72 103ZM114 101L116 103H114ZM257 101V100H256ZM78 102V103H77ZM149 102V103H147ZM167 104L166 106H169L171 105L169 103V99L168 101L166 100ZM109 103V101H108ZM109 103L108 104V108L110 107V105H112L113 107V104ZM230 103V104H229ZM261 103V102H260ZM262 103V104H263ZM61 104V103H60ZM82 104V105H81ZM154 104V105H153ZM145 105V103L143 104ZM233 105V106H231ZM118 106V107H117ZM147 106V105H146ZM227 106V107H228ZM67 107V108H66ZM79 107V108H78ZM86 107V108H85ZM113 107V108H114ZM112 108V109H113ZM148 110L151 111V108L148 106ZM67 109V110H66ZM111 109V108H109ZM115 111V110H114ZM74 113V114H73ZM68 115V116H67ZM139 114H136L135 113V116H131L130 114H126L125 117H122L121 119H123V123H128L129 125H131V129L129 127V130H130V133L133 135L134 138H137L138 136V139L140 141V145L138 147L136 146H133L131 145L130 147L133 148V149H136L135 151H138L139 154H141V152L145 151L146 150V143L145 139H143V131L140 133V131H138V128L141 129V126L143 125L144 127H148L150 126V122H149V119L148 117H145L142 116V115H139ZM137 116V117H136ZM251 116V115H249ZM20 117L17 118L16 116V119L15 117L13 118L16 122H21L20 124H23V125H26L29 127V129H33L35 128L36 126H34V124L30 123L29 120H32V118L30 119L29 116H18ZM27 119H25V118ZM68 117V118H67ZM130 117H133V118H130ZM144 117V118H143ZM252 117V116H251ZM250 117V118H251ZM21 118H24V119H21ZM29 118V119H28ZM135 118V119H134ZM139 118V119H138ZM120 119V118H119ZM126 119V120H125ZM130 121H129V120ZM133 119V120H132ZM185 119V118H184ZM28 120V121H26ZM117 120V119H115ZM115 120H112L114 123L116 122V124H113L114 125V129L115 131H117L119 133V135H121V130L119 128V126H117V123L118 121H115ZM132 120V121H131ZM135 120V122H134ZM182 119H180V121H182ZM179 121V119H174L173 123L174 124H183V121L182 123ZM232 121V122H231ZM112 122V123H113ZM132 122V123H130ZM141 123L139 125V123ZM228 121H226L227 123ZM230 123H238L237 122V119H234L233 120H229ZM26 123V124H25ZM122 123V122H121ZM136 124V125H135ZM138 124V125H137ZM232 124V125H233ZM251 127L254 128V124L252 125L251 123L249 124ZM31 127V128H30ZM138 127V128H137ZM152 128H154L153 126H151ZM257 127V126H255ZM133 130V132H132ZM136 130V131H135ZM135 132V133H134ZM139 132V133H138ZM12 133V131H11ZM11 133H8L9 136H11L12 134ZM97 133V131L95 132ZM231 132L229 133H225L224 136V139L228 138L231 139L230 137V134ZM18 134V133H17ZM68 134V133H67ZM235 133L233 132L232 135H234ZM7 135V134H6ZM7 135V136H8ZM14 135V134H13ZM142 135V136H141ZM231 135V136H232ZM15 136V135H14ZM14 136L13 137H7V143H8V147L10 148V146H12L13 150H10L8 151L6 147V149L4 151H6L7 153H11L10 151H13L11 154H14L15 152V155H14V158L12 157V160H11V154H9V157L8 155H4V154H7L6 152L3 153L2 155V150L0 151V245H4L3 247L0 246V248L4 251V259L1 257L0 259L2 260H7L9 261L10 263L12 262H17V261H32V260H38L40 261V264H44V261L47 260V261H50L51 264H101V262H109L110 261V264H200L199 262H201V264H264V205L263 203H261L259 200L257 199H260V198H253L252 201H251V204L253 203V205L251 206H254V207H251L250 210H248L247 212L249 213V215L252 217H250V219L247 221L246 225L248 226V231L251 233L249 234V241L248 239L247 240H244V239H241V242L239 239H234L232 240L231 239V243L229 241L228 243V240L226 239V237L228 235H230V231L228 230H225V231H228V235L226 236L223 232V228L221 229L223 233H221L220 229L216 228V227H213L214 225H209L212 226L210 229H206V230H203V228L205 229L206 227L209 228L208 226L206 227H199V225L196 226L197 223H193L194 221L189 217L190 214H186L188 211L184 210L183 209L181 210L182 212H180V210H170L169 211H164L163 209H160L157 208L155 210H153L152 212L151 211H147L149 208L146 206L147 204V195L142 193V192H139L141 191V188L134 185L133 183H130L132 184V186H130L128 183L126 182H129L127 180V178L125 180L124 177L125 176H128L126 175V170L125 169H128L127 170V173H129L131 169L130 164H127V161L126 164L124 162V165H126L124 167V165L122 164L121 165V170H122V174H107V169H105V167H107L108 162L106 161L105 162V158L104 157H101L97 151L95 150H92V153L90 154V156H87L86 159H82V158H79L78 155L76 152L75 153H71L72 151L69 152V155H68V160H70L72 157V159L70 160L71 162H73V165L75 167H73L72 169V165L70 166L71 167V170H68L70 167L67 166V167H63L64 169L62 170L61 168V172L59 175L56 174L57 170H59V168L57 169H52V167H55V166H51L50 164L55 160V158H52L53 156H50L47 154V152L45 150L48 151L47 147L50 145H52L51 141L48 143V140L49 139H46V138H42L41 139H46V143L44 140H40L38 137H36V140L38 141L35 142L36 140H34V137L33 135H31V140L34 141L32 142L31 140L26 139L22 140H19L17 137V135L15 136V139H14ZM19 136H21V134L19 133ZM18 136V137H19ZM6 137V136H5ZM13 138V140H12ZM233 138V136H232ZM9 139V140H8ZM17 139V140H16ZM40 142H39V140ZM225 139V140H226ZM18 140L21 142H25L26 144H28L29 141H31V146L30 144L28 145V147H30L28 149V147H24L23 146V143L20 145H17L19 143ZM5 141H6V138H5ZM44 141V143H43ZM42 142V143H41ZM6 143V145H7ZM36 143V144H35ZM204 145L208 148H210L213 143L211 141H205L203 142ZM42 144V145H41ZM38 146V148L35 149V146ZM39 145L40 147H42L44 149V147L46 149H44L45 151V157H49V158H45L44 155L42 154L43 152H40L42 151L41 149H39ZM48 145V146H47ZM22 149H21V148ZM32 147V148H31ZM24 148H27V149H24ZM49 148V147H48ZM252 151L255 150L254 147L252 146ZM33 149H34V152H33ZM26 150L30 153L26 154L25 152ZM32 150V152H31ZM38 151V156H39V160L38 162L39 163H35L33 162L31 159V156L33 155L32 153L35 154V152L37 153ZM94 151L97 153V154H94ZM171 150H166L164 152L165 155H168L170 156L171 155ZM18 152V153H17ZM142 152V153H143ZM254 153L252 154L251 152V155L250 157H255V159L257 158V154L255 153V151H253ZM22 153V154H21ZM17 154V155H16ZM68 154V152L66 153ZM76 154V155H75ZM92 154L94 156H99L97 157H94L92 156ZM42 155V156H41ZM144 155V154H143ZM164 155V156H165ZM7 156V158H6ZM29 158H28V157ZM90 159H92L90 161V159L88 157H91ZM147 157V155H145ZM6 159H5V158ZM94 157V158H93ZM25 158V159H24ZM28 158V160H27ZM51 158V160H50ZM77 158V159H76ZM97 158V159H96ZM102 158V159H101ZM15 159V160H14ZM17 159V160H16ZM45 159V160H43ZM81 159V160H80ZM89 159V160H88ZM96 159V161H95ZM253 159V162L255 161L254 158ZM5 160V161H4ZM47 160V161H46ZM98 160V161H97ZM249 160V167L250 168H253L255 165V162L254 163H250V158H248ZM247 160V161H248ZM34 163H32V162ZM9 162V164H8ZM47 162V163H46ZM78 162V163H77ZM83 162V163H82ZM252 162V161H251ZM2 163V164H1ZM75 163V164H74ZM86 163V165H85ZM105 163V164H104ZM131 163V162H130ZM30 166H29V165ZM37 164V165H36ZM47 164V165H46ZM79 164V165H78ZM8 165V166H7ZM50 165V166H48ZM105 167H104V166ZM41 166V167H40ZM48 166V167H47ZM80 166V167H79ZM88 166V167H87ZM5 167V169H4ZM44 167V169H43ZM51 169H48L50 168ZM104 167V169H103ZM76 168V169H75ZM94 170H93V169ZM123 168L125 171H123ZM7 169V170H6ZM79 169V170H77ZM11 170V171H10ZM53 170V171H52ZM97 170V171H96ZM5 171L7 173H5ZM22 171V172H21ZM64 171V174H62ZM75 171V173H74ZM255 171V172H254ZM13 172V173H12ZM41 174H39V173ZM70 172H71V175H70ZM77 172L79 173L78 176L77 175ZM261 172V169L260 168H255L253 169L252 173H250L249 175L246 174L243 175L244 177V181H245V184L241 183L243 187V190H246V186H254L257 181H260V183L263 182V178H259L258 177V174ZM5 173V174H4ZM9 173V174H8ZM15 173V174H14ZM19 173V174H18ZM55 173V174H53ZM92 173V174H90ZM103 173V174H102ZM105 173V175H104ZM121 173V172H120ZM131 173V172H130ZM7 174V175H6ZM50 174V175H48ZM52 174V175H51ZM75 176H74V175ZM90 174V175H89ZM257 174V175H256ZM10 177H7L9 176ZM39 175V176H38ZM62 175V176H61ZM95 175V176H94ZM124 175V176H123ZM4 176V177H3ZM55 176H57V178H61V181L59 183V180L58 179H53ZM77 176V177H76ZM85 176V177H83ZM101 176V177H100ZM115 176V177H114ZM119 176V177H118ZM122 176V177H121ZM255 176V177H253ZM6 177V178H5ZM74 177V178H73ZM87 177V178H86ZM90 177V178H89ZM246 177V178H245ZM258 177V178H257ZM3 178V179H2ZM9 178H12V179H9ZM50 178V179H49ZM71 178H73L74 180H71ZM82 178V179H81ZM32 179V180H31ZM53 179V181H52ZM10 180V181H9ZM30 180V181H29ZM55 180V181H54ZM123 180V181H122ZM127 180V181H126ZM243 180V179H242ZM48 181V182H46ZM73 181V182H72ZM126 181V182H125ZM9 182V183H8ZM89 182V183H88ZM192 182V181H191ZM190 182V183H191ZM212 181H210L211 183ZM247 182V183H246ZM37 183L39 185H37ZM73 183V184H72ZM126 183V184H124ZM189 183V184H190ZM193 183V182H192ZM191 183V184H192ZM205 184L207 182H204ZM250 183V184H249ZM259 183V182H258ZM55 186L54 188L51 186ZM70 184V185H69ZM83 184V185H82ZM87 184V185H86ZM129 186H128V185ZM214 185L209 184V185H212V186H215V183L213 182ZM241 184H239L241 186ZM252 184V185H251ZM19 185V186H18ZM28 185V186H27ZM30 185H33L32 187ZM43 185V186H42ZM59 185V187H58ZM62 185V186H61ZM68 185V186H66ZM71 185H74V186H71ZM127 186V187H126ZM134 186V187H133ZM53 189H52V188ZM58 187V188H57ZM75 189H74V188ZM123 187V188H122ZM131 187V188H130ZM138 187V188H137ZM241 187V188H242ZM245 187V188H244ZM9 188V189H8ZM43 188V189H42ZM63 188L64 189V192L63 190L61 189ZM74 190H73V189ZM140 188V190H138ZM240 188V189H241ZM18 189V190H17ZM58 189V191L56 190ZM69 191H68V190ZM89 189V190H88ZM14 190V191H13ZM62 190V191H61ZM72 190V191H71ZM11 191V192H9ZM75 194H74V192ZM63 192V193H62ZM100 192V193H99ZM4 193V194H3ZM9 193V194H8ZM19 193V194H18ZM62 193V194H61ZM70 193V195H69ZM93 193V194H92ZM6 194V195H5ZM73 196H72V195ZM87 194V195H86ZM115 194V195H114ZM32 195V196H30ZM34 195V196H33ZM63 195V196H62ZM118 195V196H117ZM136 196V197H135ZM35 197V198H34ZM69 197V198H68ZM91 197V198H90ZM25 198V199H24ZM35 200H34V199ZM63 200H62V199ZM67 198V199H66ZM138 198V199H137ZM66 199V200H65ZM69 199V200H68ZM102 199V200H101ZM12 200H15L12 201ZM18 200V201H17ZM29 200V201H28ZM57 200V201H56ZM134 200V201H133ZM136 200H138L136 202ZM61 201V202H60ZM69 201V202H68ZM141 201V202H140ZM260 203H259V202ZM24 202V203H22ZM29 202V203H28ZM36 202V203H35ZM57 202H60V204L58 203L57 205ZM146 202V204L144 203ZM256 202V203H255ZM31 203V204H30ZM33 203V204H32ZM71 203V204H70ZM74 203V204H73ZM95 205H94V204ZM237 203V202H235ZM234 203V204H235ZM23 204H25L23 206ZM54 204V205H53ZM56 204V205H55ZM64 204V205H63ZM66 204V205H65ZM15 205V206H14ZM60 205V206H59ZM71 205V206H70ZM117 205V207H116ZM146 208H145V206ZM261 205V206H260ZM26 206V207H25ZM65 206V207H64ZM140 206V207H139ZM143 206V207H142ZM37 207V208H36ZM71 207V209H70ZM75 207V208H74ZM141 208V209H140ZM144 208V209H143ZM242 208L241 206H238V204H235V206L233 205V208L232 210L234 212L236 211H239V209ZM22 209V210H21ZM36 209V210H35ZM57 209V210H56ZM66 209V210H65ZM128 209V210H126ZM19 210V211H18ZM56 210V211H55ZM69 210V211H68ZM79 210V211H77ZM81 210V211H80ZM126 210V211H125ZM138 210V211H137ZM150 210V209H149ZM38 211V212H36ZM59 211V212H58ZM85 211V212H83ZM91 211V212H90ZM131 211H132V214H131ZM135 211V212H134ZM145 211V212H144ZM162 211V212H161ZM180 213H179V212ZM252 211V212H251ZM31 212V213H30ZM40 212V213H39ZM57 212H58V215H57ZM77 212V213H76ZM89 212V213H87ZM120 212V213H119ZM177 212V213H176ZM38 213V214H36ZM127 213V214H126ZM147 213V214H146ZM179 213V214H178ZM182 213V214H181ZM185 213V214H184ZM237 213V212H236ZM23 214V215H22ZM99 216H98V215ZM126 214V215H125ZM145 214V215H144ZM10 215V216H9ZM76 215V216H75ZM133 215V216H132ZM153 215V216H151ZM166 217H165V216ZM177 215V216H176ZM184 215V216H183ZM146 216V217H145ZM162 216V217H161ZM164 216V217H163ZM169 216V217H168ZM183 216V217H182ZM74 217V218H73ZM86 217V218H85ZM95 217V218H94ZM176 217V218H175ZM181 217V218H179ZM192 217V216H191ZM255 217H256V220H255ZM31 218V219H30ZM40 220H39V219ZM81 218V219H80ZM94 218V219H93ZM169 218V219H168ZM187 218V219H186ZM190 218V220H189ZM193 218V217H192ZM253 218V219H252ZM258 218V219H257ZM26 219V220H25ZM59 219V220H58ZM80 219V220H79ZM100 219V220H99ZM132 219V220H131ZM144 219V221H142ZM185 219V220H184ZM194 219V218H193ZM11 220V221H10ZM97 220V221H96ZM148 220V221H147ZM163 220V221H162ZM166 220V222H165ZM169 220V221H168ZM172 220V221H171ZM260 220V221H259ZM64 221V222H63ZM90 221V222H89ZM152 221V222H151ZM161 221V222H160ZM176 221V222H174ZM11 222V223H10ZM21 222V223H20ZM72 222V223H71ZM144 222V223H143ZM159 222V223H158ZM163 222V223H162ZM255 222V223H254ZM13 223V224H12ZM19 223V224H17ZM74 223V224H73ZM97 223V224H96ZM165 223V225H164ZM169 223L173 224V226ZM193 223V224H192ZM252 223V224H251ZM89 224V225H88ZM92 224V225H91ZM141 224V225H140ZM143 224V226H142ZM147 224V225H146ZM169 226H168V225ZM177 227H176V225ZM179 224V225H178ZM254 224V225H253ZM183 225L184 227L181 228V226ZM186 225V226H185ZM251 225V226H250ZM145 226V227H144ZM191 226V227H190ZM203 226V225H201ZM216 226V225H215ZM15 227V228H14ZM17 227V228H16ZM87 227V228H86ZM172 227V229H171ZM180 227V228H179ZM186 227V228H185ZM196 227V228H195ZM197 227L199 228V230L197 229ZM3 228V229H2ZM189 230H188V229ZM190 228H192L190 230ZM250 228V229H249ZM84 229H87V230H84ZM109 229V230H108ZM149 229V230H148ZM175 229V230H173ZM187 231H186V230ZM213 229V230H212ZM218 229V230H217ZM16 230H17V233H16ZM33 230V231H32ZM43 230V231H42ZM66 230V231H65ZM68 230V231H67ZM76 230V231H75ZM153 230V231H152ZM157 232H156V231ZM171 232H170V231ZM183 230V231H182ZM198 230V231H197ZM209 230V231H208ZM210 230L211 231V235H210ZM23 231V232H21ZM86 231V232H85ZM135 231V232H134ZM144 231V232H143ZM166 231V232H165ZM173 231V232H172ZM177 231V232H176ZM181 231L183 233H181ZM185 232H188V233H184ZM189 231H190V234H189ZM82 232V233H81ZM95 232V233H94ZM107 232V233H106ZM148 232V233H146ZM156 232V233H155ZM160 232V233H159ZM192 232V233H191ZM201 232V233H200ZM214 232V233H213ZM217 232V233H216ZM220 232V234H223L224 237H222L223 235L221 236H217L218 233ZM230 232V233H229ZM4 233V234H3ZM7 233V234H6ZM13 233V234H12ZM142 233V234H141ZM177 233V235H176ZM181 233V234H180ZM213 233V234H212ZM3 234V235H2ZM41 234V235H40ZM153 237H152V235ZM157 234V235H155ZM189 234V235H188ZM192 234V235H191ZM201 234V235H200ZM72 235V237L70 236ZM75 235V236H74ZM89 235V236H88ZM107 235V236H106ZM145 235V236H144ZM179 235V236H178ZM183 235V236H182ZM196 235V236H195ZM209 235V238L212 237V238H208L207 236ZM214 235V236H213ZM23 236V237H21ZM43 236H47L48 237V240L50 242H48L45 246L41 247V250L39 252V255H36L35 252H34V249L35 247L37 246V241L41 240V238H43ZM95 236V237H94ZM98 236V237H97ZM126 236V237H125ZM148 236V237H147ZM165 236V237H164ZM191 236V237H190ZM204 236V238H208L209 240H206L205 242V239H201L202 237ZM216 236V238H215ZM4 237V238H3ZM15 237V238H13ZM35 237V238H34ZM41 237V238H39ZM70 237V238H69ZM125 237V238H124ZM133 237V238H132ZM145 239H144V238ZM160 237V238H159ZM195 237V238H194ZM200 237V238H199ZM214 237V238H213ZM221 237L222 240H224V245L228 246V247H224L223 245H221L222 243V240L220 241L219 238ZM230 237V236H229ZM252 237V238H251ZM25 238V239H24ZM151 238V239H149ZM186 238V239H185ZM199 238V239H198ZM225 238V239H224ZM3 239V240H2ZM28 239V240H27ZM30 239V240H29ZM52 239V240H51ZM84 241H83V240ZM115 239V240H114ZM133 239V240H132ZM136 239V240H135ZM139 239V240H138ZM142 239V240H141ZM148 239V240H146ZM173 239V240H172ZM198 239V240H197ZM201 239V240H200ZM211 239H213L211 241ZM15 240V241H14ZM22 240V241H21ZM24 240V241H23ZM100 240V241H99ZM111 240V241H110ZM186 240V241H185ZM197 240V241H196ZM252 240V241H251ZM254 240V241H253ZM263 240V241H262ZM29 241L31 243H29ZM99 241V242H98ZM139 241V242H138ZM158 241V242H157ZM166 241V242H165ZM180 241V242H179ZM189 241V242H188ZM199 241H202L201 243ZM234 241H236V243H234ZM239 241V243H238ZM244 244H243V242ZM251 241V242H250ZM90 242V243H89ZM105 242V243H104ZM157 242V244H156ZM177 242V243H176ZM183 242V243H182ZM199 242V243H197ZM205 242V243H204ZM210 242V243H209ZM212 242V243H211ZM219 245L216 244V243ZM220 242V243H219ZM22 243V244H21ZM104 243V244H103ZM134 243V245H133ZM179 243V245H178ZM182 243V244H181ZM197 243V244H196ZM208 243V244H207ZM26 244V245H25ZM50 244H53V246ZM99 244V245H98ZM107 244V245H106ZM156 244V245H155ZM177 244V245H176ZM180 244H181V247H180ZM196 244V245H195ZM199 244V245H198ZM202 244H203V247H202ZM205 244V245H204ZM223 244V243H222ZM232 244V245H231ZM234 244V245H233ZM239 244V245H237ZM241 244V245H240ZM244 247H243V245ZM247 244V245H246ZM120 245V246H119ZM160 245V247H159ZM162 245V246H161ZM173 245V246H172ZM176 245V246H175ZM183 245V246H182ZM248 245L250 247H248ZM15 246V247H14ZM23 246V247H22ZM89 246V247H88ZM165 246V247H164ZM168 246H172V247H168ZM186 246V248H184ZM201 246V247H199ZM207 246V247H206ZM214 246V247H213ZM223 246V247H222ZM231 246V247H229ZM237 248H235V247ZM246 246V247H245ZM9 247V248H8ZM50 247V248H48ZM103 247V248H102ZM111 247V250L110 248ZM125 247V248H124ZM155 247V248H154ZM174 247L175 248V251H174ZM189 247V248H188ZM205 247V248H204ZM213 247V248H212ZM216 247H217V250H216ZM116 248V249H115ZM118 248V249H117ZM180 248V249H179ZM220 250H219V249ZM225 249L226 251L223 253V256L222 255V252L223 250L222 249ZM233 248V249H232ZM239 248V249H238ZM248 248V249H247ZM256 248V249H255ZM259 248V249H258ZM75 249V250H74ZM91 249V250H89ZM98 249V250H97ZM101 249V250H100ZM107 249V250H106ZM130 249V250H129ZM185 249V250H184ZM204 249V250H203ZM210 251H209V250ZM213 251H212V250ZM244 249V250H243ZM258 249V250H257ZM26 250V251H24ZM28 250V251H27ZM31 250V251H29ZM70 250V251H69ZM85 250V251H84ZM110 250V252H109ZM114 250V251H113ZM117 250V251H116ZM161 250V251H160ZM165 250V251H163ZM170 250V251H169ZM180 250V252H179ZM200 250V251H199ZM215 250V251H214ZM237 250V251H236ZM20 251V252H19ZM63 251V252H62ZM103 251V252H102ZM105 251V252H104ZM182 251V252H181ZM186 251V252H184ZM194 251V252H193ZM198 251V252H197ZM203 251V253H202ZM219 251V252H217ZM221 251V252H220ZM230 251V252H228ZM258 251V252H257ZM260 251V252H259ZM17 252V253H16ZM25 252V253H24ZM58 252V253H57ZM101 252V254H100ZM145 252V253H144ZM206 252V253H205ZM213 254H212V253ZM232 252V253H231ZM239 252V253H238ZM248 252V253H247ZM27 253V254H26ZM75 253V254H74ZM105 253V254H104ZM109 255H108V254ZM165 253V254H164ZM211 253V254H210ZM226 253H229V254H226ZM35 254L34 256H31L30 255H33ZM71 254V255H70ZM112 254V256H111ZM152 254V255H151ZM173 254V255H172ZM208 254V255H207ZM216 254V255H215ZM219 254V255H218ZM233 254V255H232ZM246 254V255H245ZM252 254V255H251ZM261 256H260V255ZM25 255V256H24ZM66 255V256H65ZM73 255V256H72ZM88 255V256H87ZM108 255V256H107ZM181 255V256H180ZM182 255H184V259L182 257ZM228 255V256H227ZM230 255V256H229ZM232 255V257H231ZM242 255V256H241ZM244 255V256H243ZM38 258H37V257ZM41 256V257H40ZM84 256V257H83ZM123 256V257H122ZM147 256V257H146ZM194 256V257H193ZM199 256V257H198ZM216 256V257H215ZM222 257L219 258V257ZM227 256V257H226ZM247 256V257H245ZM257 256V257H256ZM6 257V258H5ZM12 257V258H11ZM16 257V258H15ZM26 257V258H25ZM28 257V258H27ZM90 257V259H89ZM116 257V259H115ZM118 257V258H117ZM158 257V258H157ZM161 257V258H160ZM182 257V258H181ZM187 257V258H186ZM206 257V258H205ZM211 259H209V258ZM238 257V258H237ZM241 257V258H240ZM262 257V259H261ZM96 258V260H94ZM100 258V259H99ZM106 258V259H105ZM127 258V259H126ZM155 258V259H154ZM165 258V260H164ZM219 258V259H218ZM231 258V259H230ZM253 258V259H252ZM20 259V260H19ZM70 259V260H68ZM92 259V261H90ZM160 259V260H159ZM180 259V260H179ZM236 259V260H235ZM76 260V262H75ZM86 260V261H85ZM131 260V261H130ZM151 260V261H150ZM167 260V261H166ZM169 260V261H168ZM183 260V262H182ZM209 260V261H208ZM235 260V262H234ZM257 260V261H256ZM65 261V262H64ZM130 261V262H129ZM171 261V262H170ZM174 261V262H172ZM179 261V262H178ZM198 261V262H197ZM222 261V262H221ZM225 261V262H224ZM241 261V262H239ZM158 262V263H157ZM165 262V263H164ZM170 262V263H169ZM210 262V263H209ZM229 262V263H228ZM234 262V263H233Z\"/></svg>",
	"mask_w": 264,
	"mask_h": 264
},
{
	"label": "snow or ice",
	"instance_id": "3",
	"mask_svg": "<svg viewBox=\"0 0 264 264\" xmlns=\"http://www.w3.org/2000/svg\"><path fill=\"white\" fill-rule=\"evenodd\" d=\"M200 7L206 8L207 13L201 22V27L212 31L215 27H220V35L227 36L235 31L236 23L228 19L227 12L230 9V4L227 0H218L216 3H209L201 5ZM49 242L48 237L45 236L37 241V246L34 249L36 255H39L41 247ZM12 264H40L38 260L32 261H17ZM44 264H51L50 261L45 260ZM101 264H110V262H101Z\"/></svg>",
	"mask_w": 264,
	"mask_h": 264
}]
</instances>
